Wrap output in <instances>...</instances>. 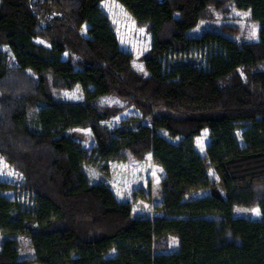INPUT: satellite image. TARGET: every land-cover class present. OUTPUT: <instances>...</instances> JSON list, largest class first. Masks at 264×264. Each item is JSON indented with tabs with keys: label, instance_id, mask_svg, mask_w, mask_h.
Returning <instances> with one entry per match:
<instances>
[{
	"label": "trees",
	"instance_id": "16d2710c",
	"mask_svg": "<svg viewBox=\"0 0 264 264\" xmlns=\"http://www.w3.org/2000/svg\"><path fill=\"white\" fill-rule=\"evenodd\" d=\"M103 1L0 0V264H264V0H116L150 34L148 75ZM229 3L258 23L256 41L238 42L228 25L187 36ZM77 86L81 100L54 99ZM110 95L123 104L97 107ZM117 117L113 131L101 123ZM76 127L91 128V152ZM148 154L164 170L159 215H135L86 171ZM235 206L261 216H235ZM20 237L33 257H21Z\"/></svg>",
	"mask_w": 264,
	"mask_h": 264
},
{
	"label": "rangeland",
	"instance_id": "374dc122",
	"mask_svg": "<svg viewBox=\"0 0 264 264\" xmlns=\"http://www.w3.org/2000/svg\"><path fill=\"white\" fill-rule=\"evenodd\" d=\"M227 7L226 10L209 8L203 20L191 28L187 36H199L207 31L222 32V27L228 25L237 30L235 34H228L231 38L238 42L256 41L259 38L260 27L257 22L252 20L249 11L238 9L233 3H229ZM102 8L110 17L123 49L132 52V65L134 69L138 73L148 75L143 57L150 48L151 38L146 27L138 26L131 14L116 0H104ZM37 41L45 43L41 39H37ZM82 98H84V95L79 86L72 90L61 89L54 92V99L56 100H81ZM122 104L121 98L115 95L102 97L96 102L97 107L101 109L115 108ZM121 121L122 119L117 117L104 120L101 123L113 131L121 124ZM142 121L143 123L150 124L149 117L143 118ZM158 132L161 135L167 136L165 131L159 130ZM69 133L82 144L87 152H91L95 145L91 128L76 127L72 128ZM209 141V129L207 128L202 130L196 137L195 147L201 156L206 155V147ZM108 170L109 172L105 173L92 163L86 164V171L92 182L103 181L107 183L119 200L132 203L135 215L155 216L162 214V211L157 210L156 206L162 201L161 180L164 176V170L153 161L150 154L142 160L128 155L126 160L112 161L108 165ZM208 173L212 179L217 177L213 167L208 168ZM209 192L208 188L193 190L188 195V198L203 196ZM17 197L22 207L33 206V197L30 193L19 192ZM234 215L259 218L261 211L257 206L253 208L235 206ZM6 237V234L0 233V244ZM177 244V239L172 238L170 248H176ZM114 253L115 250L110 252L111 255ZM20 255L21 257H33V249L27 237H20Z\"/></svg>",
	"mask_w": 264,
	"mask_h": 264
}]
</instances>
